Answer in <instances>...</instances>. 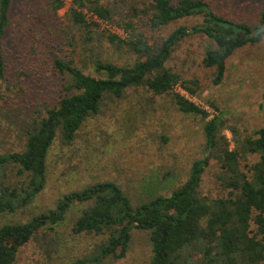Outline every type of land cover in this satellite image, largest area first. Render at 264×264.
Here are the masks:
<instances>
[{
  "label": "trees",
  "instance_id": "1",
  "mask_svg": "<svg viewBox=\"0 0 264 264\" xmlns=\"http://www.w3.org/2000/svg\"><path fill=\"white\" fill-rule=\"evenodd\" d=\"M49 5L57 13L65 7V2L49 0ZM11 6L12 0H0V80L6 71L2 42ZM84 10L130 32L129 39L123 41L103 31L112 46L124 44L137 58L132 64L123 65L100 58L93 60L96 77L83 73L71 60L53 62L54 68L69 79L64 90L72 93L31 121H24L23 149L0 154V215H11L28 207L44 190L49 155L57 140L63 146L72 145L77 132L100 112L106 100H119L132 88L144 87L154 96L168 97L181 114L200 117L203 155L194 160L188 178L169 196L157 195L133 205L115 182H96L62 195L53 209L35 214L24 223L1 225L0 264H14L23 246L39 235L47 237L76 206L85 207L73 223L72 234L101 237V240L93 254L72 264L123 259L134 230L149 233L150 264H264V127L251 136L239 138L235 129L226 126L221 113L210 116L175 92L179 86L195 96L198 88L195 80H182L179 74L165 67L171 51L183 39L202 35L209 41L202 65L214 68L212 83L220 85L225 78L226 61L239 49L264 39V9L258 21L251 25L217 13L207 0H132L131 19L145 18L152 30L181 20L200 19L191 27L178 26L152 45L135 34L131 22H126L130 14L125 18L118 15L119 19L114 20L117 16L114 9L99 4L98 0H72L67 18L73 26L86 31L83 43L89 41L92 27L99 28L85 20ZM207 103L218 111L213 102ZM224 130L231 133L233 148ZM248 155H258L259 161L241 167L240 161ZM210 160L219 165L218 179L228 190L226 197L209 198L199 192Z\"/></svg>",
  "mask_w": 264,
  "mask_h": 264
},
{
  "label": "rangeland",
  "instance_id": "2",
  "mask_svg": "<svg viewBox=\"0 0 264 264\" xmlns=\"http://www.w3.org/2000/svg\"><path fill=\"white\" fill-rule=\"evenodd\" d=\"M71 1L64 0L65 7L53 13L49 0H12L2 42L6 71L0 80V154L23 149L24 121H31L72 93L64 90L69 79L54 68L56 59L71 60L83 73L96 77L93 60L100 58L123 65L132 64L137 58L124 44L112 46L100 28L92 27L89 41L83 43L86 31L73 26L67 18ZM98 1L114 9V20L119 19L118 15L125 18L130 14L126 22H131L135 34L149 45L159 43L180 25L191 27L200 22L193 18L152 30L145 18L131 19L132 0ZM207 1L217 13L251 25L264 9V0ZM208 45L202 35L186 37L171 51L165 67L182 80L197 82V93L189 98L210 116L219 112L239 138L251 136L264 127V39L231 56L226 61L225 78L217 86L212 83L214 68L202 65ZM207 101L213 102L218 111L210 108ZM202 128L200 117L181 114L170 98L154 96L144 87L128 90L119 100H106L100 112L77 132L72 145L55 142L44 190L28 207L0 215V226L24 223L35 214L53 209L62 195L96 182H115L133 205L149 197L169 196L188 178L194 160L203 155ZM223 134L233 148L231 133L224 130ZM258 161V155H248L240 166ZM218 174L219 165L210 160L199 188L202 196H227L228 190L221 185ZM84 207H73L65 221L47 237L39 235L23 246L14 264H72L93 254L101 237L71 232ZM151 257L149 233L134 230L125 257L119 261L105 259L101 264H150Z\"/></svg>",
  "mask_w": 264,
  "mask_h": 264
},
{
  "label": "built area",
  "instance_id": "3",
  "mask_svg": "<svg viewBox=\"0 0 264 264\" xmlns=\"http://www.w3.org/2000/svg\"><path fill=\"white\" fill-rule=\"evenodd\" d=\"M83 14L85 15V20L88 23H92L94 25H97L101 30L105 31L107 34L116 36L118 39L123 40V41H127L129 39V35L125 31L124 28L119 27L116 24H113V23H110L107 21H103V20L99 19L97 16L93 15L91 12H87L84 10ZM175 92L180 93L183 97L192 101L189 98V94L186 93L185 91H183L179 86L175 87Z\"/></svg>",
  "mask_w": 264,
  "mask_h": 264
}]
</instances>
